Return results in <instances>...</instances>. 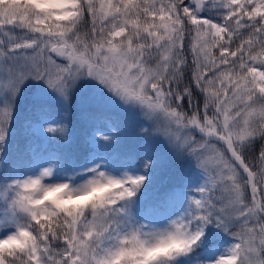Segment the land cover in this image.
I'll return each instance as SVG.
<instances>
[{
  "label": "snow or ice",
  "instance_id": "1",
  "mask_svg": "<svg viewBox=\"0 0 264 264\" xmlns=\"http://www.w3.org/2000/svg\"><path fill=\"white\" fill-rule=\"evenodd\" d=\"M29 79L66 107L98 82L205 180L188 216L161 228L133 215L139 173L96 164L77 185L47 182L53 164L0 177V264H143L139 250L177 235L188 246L148 264H179L209 224L234 239L210 264H264V0H0V144Z\"/></svg>",
  "mask_w": 264,
  "mask_h": 264
},
{
  "label": "rangeland",
  "instance_id": "2",
  "mask_svg": "<svg viewBox=\"0 0 264 264\" xmlns=\"http://www.w3.org/2000/svg\"><path fill=\"white\" fill-rule=\"evenodd\" d=\"M24 95H26L27 99H43L52 104L49 107L34 109L33 114L28 117L32 129L31 131H33V134L50 150H53L52 147L57 146H62L63 148L65 141L72 138L78 131H82L88 137V142L91 146V154L94 156L93 158H96L92 161L94 163L93 166L99 164L101 170L117 176L124 172L139 173L145 175L146 178L149 175L148 167H134L135 165L132 166L129 163H115L107 161L106 155L108 150L110 151V147L115 148L112 141L116 139L117 135L121 137L124 135L123 132H127L125 131L127 128L124 125H120L121 127L117 126L115 121H113L109 116L101 122L96 116L90 114L89 112L86 117L83 114L85 107L94 106L100 109H106L108 113L112 112L115 117H118V120H134L137 118L144 119L138 106L124 104L118 98H115L111 93H109L103 85L91 79L80 85V87L73 94L67 107L57 94L52 89L48 88L47 84L43 80H27L22 85L16 101L18 100L20 102ZM65 110H67V116L64 115ZM91 113L96 112L93 111ZM15 114L16 110H13L12 118ZM105 115L107 114L105 113ZM58 123L67 124V132L65 134L50 132L47 130L48 125H56ZM150 136L153 137V144L158 146L159 152L164 155L160 156L161 159L156 163V169L160 172L163 168L170 166L171 163L169 159L175 155L170 150V147L164 137L152 134H150ZM164 149L166 150L165 152L163 151ZM1 154L2 146L0 145V157ZM3 160L4 158L0 159V177L6 176L8 179V177L13 176L14 169L7 166V168L1 169L2 166L5 167V162ZM50 165L53 164L48 161H44L39 163L38 167L27 171V174L21 173L17 176V178L23 179L28 175H36L42 167H48ZM80 170H82V168L79 170L71 169L70 171H65L64 175L53 172V175L46 178V181H70L73 183L76 178H87L92 175L91 172H84L83 170L80 172ZM7 179L5 180L7 181L6 183H10L12 181V179ZM204 180L205 176L200 169H198L194 175L184 176L182 182L174 191L169 205L159 212L155 210L147 213L146 217H143V213L140 209L138 211L140 204H137L138 201L135 200L133 215L136 221L139 223L163 227L172 219L188 215L192 210L190 198H199L197 189L203 185ZM2 205L3 197L2 199L0 198V216L3 215ZM205 240H203L204 243ZM233 242L234 239H225L219 242L217 241L213 243L212 246L209 247L203 254L201 251H197L198 249L194 248L192 252L188 253L186 257L180 258L179 261L183 262V264H210V262L214 261L220 254L225 253L227 248ZM201 244L199 246H201Z\"/></svg>",
  "mask_w": 264,
  "mask_h": 264
},
{
  "label": "trees",
  "instance_id": "3",
  "mask_svg": "<svg viewBox=\"0 0 264 264\" xmlns=\"http://www.w3.org/2000/svg\"><path fill=\"white\" fill-rule=\"evenodd\" d=\"M51 105L50 102L43 99H27L26 95L22 97L20 102L16 101L14 107L16 114L11 119V123L7 129L6 140L0 144L2 146L0 159L4 158L3 161L5 162V167L2 166L1 169L7 167L14 169L13 176L8 177V179H18V175L21 173L27 174V171L38 167V164L44 161L57 164L58 166L54 168V172L61 175H64L65 171H70L71 169L79 170L82 168L85 172L86 169L93 166L94 163L92 161L96 158H93L94 156L91 154V146L84 132L78 131L72 138L64 142L63 148L62 146L52 147L53 150L47 148L33 134L28 117L33 114L34 109L49 107ZM93 111L96 113H91ZM88 112L96 116L101 122L109 116L115 121L117 126L121 127L124 125L127 128L125 130L127 132H123L124 135L121 137L117 135L116 139L112 141L115 148L110 147V151L108 150L106 155L107 161L129 163L132 166L135 165L134 167H145V161H151L147 166L149 175L144 182L145 184H143L144 186L142 185V188L139 189L135 197V200L138 201L137 204H140L138 211L140 209L143 217H146L147 213L151 211L157 210L159 212L165 209L184 176L194 175L198 170L191 158L184 157L183 159H177L173 156L169 159L170 166L163 168L159 172L156 169V163L161 159L160 156L164 155L159 152V147L153 144V137L150 136V133L140 131L142 127H150L146 120L141 118L134 120L123 118L124 120H118V117H115L112 112L108 113L106 109L94 106L84 108L83 114L85 117L88 115ZM163 151L165 152L166 150L164 149ZM84 179L86 177L76 178L72 184L77 185ZM4 182L6 183L7 181ZM0 198L2 199V197ZM185 216L187 217L188 215ZM193 225L195 226V222H193ZM233 230L236 231L238 229ZM201 239L202 241L206 239L205 243L203 242L204 244L195 249H198L197 251H201L203 254L213 243L225 239H233V237L214 224H209L206 226L205 235ZM179 264H183V262L179 261Z\"/></svg>",
  "mask_w": 264,
  "mask_h": 264
},
{
  "label": "clouds",
  "instance_id": "4",
  "mask_svg": "<svg viewBox=\"0 0 264 264\" xmlns=\"http://www.w3.org/2000/svg\"><path fill=\"white\" fill-rule=\"evenodd\" d=\"M101 191H102L101 186H95L94 189L88 193V195L99 197V194L101 193ZM85 198L87 197H82V199H85ZM175 219H172V220H175ZM163 227H166V225ZM148 230L149 229H145L144 231H148ZM188 243L189 242L186 239L177 235V236H173L171 238H167L159 242H156L153 244V246L149 248L139 250L138 255L145 257L143 264H148V260L154 259L160 253H170V252H176V251L182 250L183 248L188 246ZM115 264H120V262L117 261L115 262Z\"/></svg>",
  "mask_w": 264,
  "mask_h": 264
}]
</instances>
